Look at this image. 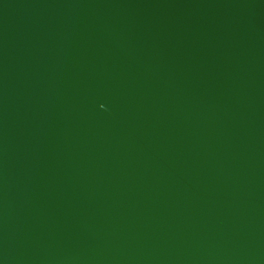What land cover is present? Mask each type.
Instances as JSON below:
<instances>
[{
    "label": "water",
    "instance_id": "1",
    "mask_svg": "<svg viewBox=\"0 0 264 264\" xmlns=\"http://www.w3.org/2000/svg\"><path fill=\"white\" fill-rule=\"evenodd\" d=\"M0 264H264V0H0Z\"/></svg>",
    "mask_w": 264,
    "mask_h": 264
}]
</instances>
